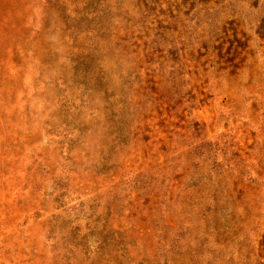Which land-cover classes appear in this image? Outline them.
Returning a JSON list of instances; mask_svg holds the SVG:
<instances>
[{
	"label": "rangeland",
	"instance_id": "obj_1",
	"mask_svg": "<svg viewBox=\"0 0 264 264\" xmlns=\"http://www.w3.org/2000/svg\"><path fill=\"white\" fill-rule=\"evenodd\" d=\"M0 264H264V0H0Z\"/></svg>",
	"mask_w": 264,
	"mask_h": 264
}]
</instances>
